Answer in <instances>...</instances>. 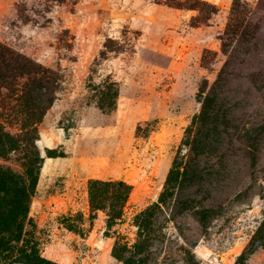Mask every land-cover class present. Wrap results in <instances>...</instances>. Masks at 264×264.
<instances>
[{"label": "rangeland", "instance_id": "1", "mask_svg": "<svg viewBox=\"0 0 264 264\" xmlns=\"http://www.w3.org/2000/svg\"><path fill=\"white\" fill-rule=\"evenodd\" d=\"M161 1L0 0V43L57 80L22 231L51 262L126 264L112 248L135 243L136 215L175 166L172 196L152 213L158 264H264V0H241L243 36L227 40L233 0H202L217 12L197 26L196 10ZM103 83L118 91L110 112L94 101ZM205 98L209 115L192 123ZM18 157L0 166L22 173ZM91 180L130 186L114 225L90 210ZM16 252L7 264H27Z\"/></svg>", "mask_w": 264, "mask_h": 264}, {"label": "trees", "instance_id": "2", "mask_svg": "<svg viewBox=\"0 0 264 264\" xmlns=\"http://www.w3.org/2000/svg\"><path fill=\"white\" fill-rule=\"evenodd\" d=\"M63 2L64 0H53ZM163 4L176 8L196 10L199 18L194 26L205 24L217 12V7L202 0H162ZM241 0H233L227 20L224 37L243 36L239 20L243 16L240 10ZM199 20V21H198ZM226 51V43H223ZM55 74L30 58L19 54L0 43V159H7L11 154H19L22 173L10 167L0 166V263L7 264L16 252L19 259L27 264H56L42 258L36 247L30 246L23 238L24 222L28 218L31 198L34 194L42 159L36 149V125L42 120L47 109L55 100ZM108 85V86H107ZM96 106L102 111L115 109L118 91L113 83L92 88ZM210 104L207 98L202 102V111L195 121H201L209 115ZM18 124L19 133L5 130V124ZM180 174L177 167H172L158 201L140 212L135 217L138 228L137 239L133 245L115 243L112 254L126 264H158L152 236V213L160 210L172 192L170 187L175 175ZM130 186L123 181L91 180L88 183V202L91 211L106 212L107 226L114 225L121 219L123 207L128 199ZM17 244L19 247H17ZM14 251V252H13ZM241 254L238 260H244ZM160 262V261H159ZM242 264V262L240 263Z\"/></svg>", "mask_w": 264, "mask_h": 264}]
</instances>
